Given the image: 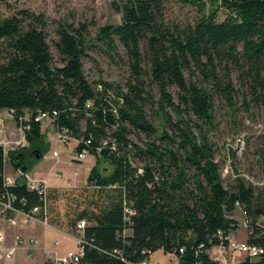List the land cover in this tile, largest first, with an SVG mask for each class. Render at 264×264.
<instances>
[{
	"label": "trees",
	"instance_id": "trees-1",
	"mask_svg": "<svg viewBox=\"0 0 264 264\" xmlns=\"http://www.w3.org/2000/svg\"><path fill=\"white\" fill-rule=\"evenodd\" d=\"M176 1L195 11L194 22H170L169 0L114 1L121 23L101 28L96 41L116 56L117 40L124 47L125 91L86 78L85 24H58L53 44L61 65L55 66L44 14L20 10L0 18V110L31 125L28 146L8 152L14 168L28 171V159L37 162L49 150L40 113H57L55 124L77 142L76 151L97 159L86 187L46 193L47 222L83 241L80 264H140L160 250L175 255L177 264H217L207 252L237 230L236 203L252 219L247 242L264 248V228L257 226L264 195L256 196L242 178L232 191L224 187L213 144L196 125L197 119L216 128V98L233 106L241 94L247 107H264V0ZM148 108L160 118L161 134ZM134 132L147 136L144 147L131 141ZM5 163L0 146V169ZM105 163L108 173L101 170ZM0 193L14 196L23 211L41 203L20 180L5 186L0 176Z\"/></svg>",
	"mask_w": 264,
	"mask_h": 264
},
{
	"label": "rangeland",
	"instance_id": "rangeland-1",
	"mask_svg": "<svg viewBox=\"0 0 264 264\" xmlns=\"http://www.w3.org/2000/svg\"><path fill=\"white\" fill-rule=\"evenodd\" d=\"M114 1L8 0L0 3V18L10 17L20 10L44 14L49 20L47 31L55 66L61 65L60 58L53 44L57 38L55 30L58 24L65 23L75 28L85 24L89 30L88 41L91 45L88 53L89 57L83 60L86 78L92 84L103 80L104 82L119 85L125 91V85L130 78V70L127 65L128 59L124 47L117 40L119 56H116L107 52L103 42L96 41L101 28L121 23L122 15L115 7ZM167 18L170 22L185 25L195 21L196 13L191 8L182 7L176 0H169ZM234 79L236 87L240 88L236 75H234ZM172 92L176 93V90L173 89ZM213 116L216 122L215 129H208L197 119L196 125L203 127L210 142L213 144L214 157L219 165V172L224 187L232 191L236 186V180L242 178L248 187L253 188L256 196H259V194L264 195V107L253 104L247 107L241 94L235 97L233 106H230L224 100L216 98ZM148 119L158 133L161 134L163 131L161 120L155 111L149 108ZM47 125V122H42V132L45 136V144L48 143L50 145L49 148L53 149V142L57 134L55 131H48ZM0 131V146H3V143L6 142H19L18 146H3L7 152L26 146V138H22L17 122L7 110L1 112ZM194 132L196 136L200 137V129L198 127H194ZM47 135L48 137H46ZM130 139L140 147H144L146 142H148L147 136L142 132H134ZM61 144L63 145V143ZM73 144V141L68 140L64 143V146L71 147ZM65 158H69V155L66 154ZM6 159L7 166L10 168L8 171L12 170L14 172L16 168L13 167L12 160L8 155ZM34 163H36L34 158L28 159V170H33ZM70 164V174L80 170L78 163L71 161ZM136 164L140 165L143 163L136 160ZM20 181L25 180L21 178ZM234 217L242 221L244 214L241 209H236ZM257 223L263 224L264 216L258 217ZM246 233V229L240 228V235L244 237Z\"/></svg>",
	"mask_w": 264,
	"mask_h": 264
},
{
	"label": "crops",
	"instance_id": "crops-1",
	"mask_svg": "<svg viewBox=\"0 0 264 264\" xmlns=\"http://www.w3.org/2000/svg\"><path fill=\"white\" fill-rule=\"evenodd\" d=\"M55 139L53 149H50V147L46 155L34 163L33 170H28V172L35 178L45 180L48 187L52 189L86 187L92 169L97 164L96 157L91 155L85 160L75 161L73 159V152L76 150L77 142L73 141V146L68 147ZM51 140L53 139L51 138ZM66 154L69 155V158H65ZM71 161L78 163L80 170H76L70 174ZM8 169L10 168L7 166L6 159L5 177H15L16 169H14V172L12 170L8 171ZM111 170V166L107 163L102 165L103 173H108ZM0 233L5 236L4 246L6 248L17 247L14 257L12 259L0 258V264H42L49 260L48 253L59 257L67 252H79L80 250L79 239L77 237L42 221L28 226H9L5 220L0 219ZM18 236L24 241L19 245H17L16 241ZM231 236L235 241L240 243L247 242L248 240V234L246 233L243 237L240 235V230L233 232ZM32 240L33 242H31ZM177 263L178 260L175 255L166 254L162 250L154 253L149 260V264Z\"/></svg>",
	"mask_w": 264,
	"mask_h": 264
},
{
	"label": "built area",
	"instance_id": "built-area-1",
	"mask_svg": "<svg viewBox=\"0 0 264 264\" xmlns=\"http://www.w3.org/2000/svg\"><path fill=\"white\" fill-rule=\"evenodd\" d=\"M1 110H0V117H1ZM11 116L13 117L12 113L8 111ZM57 113L53 115L50 113H40L37 117V121L47 122L48 130L56 132V140L61 143H65L68 140L74 141L66 132H60L57 125L55 124V117ZM19 126V131L22 134V138L24 139L25 134L27 131L30 130V124L24 118H20L17 122ZM1 132V131H0ZM26 146H28L27 141L25 140ZM7 145H19V142H6L3 143V146ZM5 157H7L8 152L4 148ZM90 155L86 151L73 152V159L75 161H82L87 159ZM0 176H3L4 185L5 186H13L15 185L18 180L23 178L27 185V188L30 191L37 192L39 196V200L41 203L38 205L30 208L28 211H23L18 209L14 206V196L10 195L9 193H0V219L5 220V222L9 226H28L36 222H47V205H46V193L49 189L48 184L45 180L38 179L33 177L28 171H25L22 168L16 169V176L13 178H6L5 177V167L0 169ZM22 203L25 204L24 200ZM236 208L241 209L244 214L242 221L237 220V223L233 224L232 227L240 230V228H244L247 231V234L254 229L252 226V219L246 214L242 205L240 203H236ZM128 214H132L133 211L130 209L126 210ZM87 221L81 220L78 223V228L83 230L87 227ZM257 226L264 228L263 224H258ZM236 230V231H237ZM218 236L223 238L222 232H219ZM5 236L0 233V258L3 259H12L14 254L17 250V247L6 248L4 246L5 243ZM227 243H222L207 252L210 259L217 262V264H261L260 261L264 255V248L255 244H250L248 242H237L235 241L231 235L227 237ZM17 245L22 244L24 241L23 239L18 236L16 238ZM33 242V240L31 241ZM79 252H67L63 256H53L51 253H48L49 260L55 262L56 264H80L81 258L83 257L84 247L82 239H79ZM183 252V250H181ZM237 258V260H235ZM140 264H149V260H144ZM196 264H202L197 262Z\"/></svg>",
	"mask_w": 264,
	"mask_h": 264
},
{
	"label": "water",
	"instance_id": "water-1",
	"mask_svg": "<svg viewBox=\"0 0 264 264\" xmlns=\"http://www.w3.org/2000/svg\"><path fill=\"white\" fill-rule=\"evenodd\" d=\"M36 158H40V155H39V154H37V155H36Z\"/></svg>",
	"mask_w": 264,
	"mask_h": 264
}]
</instances>
